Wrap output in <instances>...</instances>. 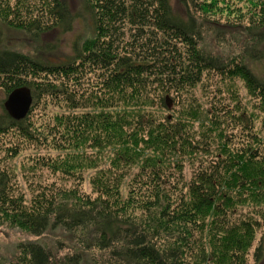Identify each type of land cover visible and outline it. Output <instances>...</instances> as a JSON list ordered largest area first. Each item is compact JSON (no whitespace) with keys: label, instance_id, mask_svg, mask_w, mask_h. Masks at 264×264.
Wrapping results in <instances>:
<instances>
[{"label":"trees","instance_id":"1","mask_svg":"<svg viewBox=\"0 0 264 264\" xmlns=\"http://www.w3.org/2000/svg\"><path fill=\"white\" fill-rule=\"evenodd\" d=\"M84 7L93 35L64 59L0 50V90L33 98L23 119L0 114V225L63 227L82 248L26 241L9 264L260 263L264 0ZM76 18L64 0H0V22L34 39ZM21 170L48 171L32 198Z\"/></svg>","mask_w":264,"mask_h":264},{"label":"rangeland","instance_id":"2","mask_svg":"<svg viewBox=\"0 0 264 264\" xmlns=\"http://www.w3.org/2000/svg\"><path fill=\"white\" fill-rule=\"evenodd\" d=\"M64 1L77 16L71 31L65 32L62 29H51L40 38L34 39L32 35L25 30L11 28L0 22V31L3 39V42L0 43V50L7 48L30 54L37 53L38 56H43L53 61L62 60L65 56L72 53L74 42L77 40L84 43L86 39L93 35L94 26L91 14L85 11L84 0ZM176 10L181 11V7L176 5ZM206 44L213 52L222 50L211 35L206 36ZM255 68L256 72L264 76V69L261 65ZM6 99L7 96L5 92L0 90V114L3 112V104ZM21 166H23L21 169H27L25 165L22 164ZM94 172L95 170L84 172L85 181L82 187L89 193L93 191L90 181ZM31 175L32 173L29 170H21L18 172V185L20 189H24L28 198H32L40 188V183H44L48 178V171L44 170L43 173H39L37 176L35 175L36 177L32 179L29 178ZM34 240H38L52 250H59L56 252L62 254H66L71 250H82L73 233L68 232L63 227L50 228L42 236L36 237L19 227H10L4 224L0 225V264L14 262L20 255V245L23 244V242ZM84 255L86 260H88L90 255L87 252L84 253ZM93 255H96L95 251ZM251 264H253V262ZM258 264H264V257Z\"/></svg>","mask_w":264,"mask_h":264},{"label":"water","instance_id":"3","mask_svg":"<svg viewBox=\"0 0 264 264\" xmlns=\"http://www.w3.org/2000/svg\"><path fill=\"white\" fill-rule=\"evenodd\" d=\"M32 103L33 98L30 89L19 87L8 95L4 106L13 118L20 120L29 113Z\"/></svg>","mask_w":264,"mask_h":264}]
</instances>
